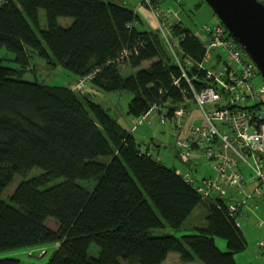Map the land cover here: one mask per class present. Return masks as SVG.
I'll return each instance as SVG.
<instances>
[{
	"label": "trees",
	"instance_id": "16d2710c",
	"mask_svg": "<svg viewBox=\"0 0 264 264\" xmlns=\"http://www.w3.org/2000/svg\"><path fill=\"white\" fill-rule=\"evenodd\" d=\"M61 17L74 20L65 27ZM138 20L134 10L114 1L0 0V50L14 53L19 65H6L0 57V252L64 242L75 257L53 254L48 264H163L171 252L183 262L238 264L234 256L247 242L237 225L240 214H231L224 199H203L176 167L154 156L151 142L137 140L135 126H124L88 89L22 79L38 55L68 70L73 80L93 76L102 93H133L128 114L135 119L154 106L172 116L190 106V82L163 35L138 29ZM172 35L186 56L204 58L203 43L181 21L173 22ZM147 61L152 62L139 68ZM128 63L137 70L125 76L121 68ZM187 71L198 77L197 89L206 85L202 70ZM34 167L41 174L21 181L8 201L1 198L16 174ZM55 180L60 181L48 186ZM80 180L96 184L87 187ZM199 206L207 211L206 227L181 238L153 235L164 225L162 218L183 228ZM48 217L57 228L46 224ZM215 237L226 240L227 251ZM92 243L100 247L97 257H89Z\"/></svg>",
	"mask_w": 264,
	"mask_h": 264
},
{
	"label": "built area",
	"instance_id": "2783aa9c",
	"mask_svg": "<svg viewBox=\"0 0 264 264\" xmlns=\"http://www.w3.org/2000/svg\"><path fill=\"white\" fill-rule=\"evenodd\" d=\"M142 1L150 9L183 77L190 82L194 97L190 105L196 106L200 116L186 125V118L192 113L189 107H179L172 116H167L154 106L137 119V126L149 120L151 111H158L161 119L169 121L174 129L175 145L182 160L191 165L193 159L200 158L209 164L214 176L196 179L189 171L178 169L177 172L203 199H224L230 210L241 215L243 202L230 198L243 192L247 184L253 183L255 195L264 200L261 156L264 154V82H261V73L221 23L206 24L195 33L206 49L201 61L186 56L179 38L172 35L170 19L176 13L163 7L162 0ZM191 67L204 72L206 85L200 89L193 83L198 77H190L187 71ZM92 78L91 75L79 78L74 89L90 86L98 89ZM236 221L238 226L242 225L238 218ZM258 251L264 255V238L258 243Z\"/></svg>",
	"mask_w": 264,
	"mask_h": 264
},
{
	"label": "rangeland",
	"instance_id": "374dc122",
	"mask_svg": "<svg viewBox=\"0 0 264 264\" xmlns=\"http://www.w3.org/2000/svg\"><path fill=\"white\" fill-rule=\"evenodd\" d=\"M107 1H116L117 0H107ZM134 4L139 3V0H132ZM189 0H184L183 3L179 4L178 1H174L170 6L163 5L165 8H170L171 10H181L182 16L184 17L183 24L190 30L196 31L203 27L204 25H216L218 23L223 24L219 17L214 13L213 9L206 2H202L199 5H192L188 3ZM202 1V0H200ZM264 2V0H260ZM186 2V3H185ZM142 5H144L147 9V12H139L141 20L144 25L135 23L136 27L141 30H157V26L153 24V17L150 9L141 1ZM130 8L136 9L135 5H130L126 3H121ZM150 12V13H149ZM151 15V16H150ZM40 16V26L41 28H45L47 25V18L45 10L41 9L39 12ZM73 18L71 17H61L59 22L61 25L67 27L72 24ZM170 20H174L173 16ZM224 25V24H223ZM225 26V25H224ZM34 30L38 33V30L35 26L32 25ZM226 27V26H225ZM227 28V27H226ZM229 31V30H228ZM230 33V32H229ZM232 36V34L230 33ZM233 37V36H232ZM233 40L235 38L233 37ZM237 42V41H236ZM238 43V42H237ZM239 44V43H238ZM240 45V44H239ZM241 46V45H240ZM242 47V46H241ZM243 48V47H242ZM244 49V48H243ZM245 50V49H244ZM246 52V51H245ZM247 53V52H246ZM248 55V53H247ZM249 56V55H248ZM0 57L4 59V64L19 67L18 63L15 61L16 56L14 53L7 50V48L3 47L0 50ZM250 57V56H249ZM251 58V57H250ZM252 60V58H251ZM50 62L49 58H41L38 55H35L31 61V65L24 73L22 79L29 81H37L42 84L48 85H69L71 83V87L73 90L76 81L70 82L72 76L70 72L62 67H54ZM152 61L145 62L141 67H146L150 65ZM254 62V61H253ZM255 63V62H254ZM256 64V63H255ZM257 66V65H256ZM258 68V67H257ZM122 73L125 76L132 75L136 72L137 69L132 68L129 63L127 65L122 66ZM259 70V69H258ZM260 72V71H259ZM261 82H264V78L261 75ZM93 88L90 86L86 89ZM79 91V90H76ZM93 99L102 104V106L108 109L112 116L118 118V120L126 127L134 128L137 126V119L130 116L128 114V105L129 102L133 98V93L127 91H116L109 94L99 92L97 94L93 93ZM195 105H190L189 110L193 111ZM193 119V116H187L186 121L190 124ZM133 134L137 138L138 141L143 144H147L146 142H151V149L153 151L154 156L165 165L170 167H176L181 170H188L186 167V163L179 156V153L176 152L175 140L176 138L173 136L174 129L169 121H164L161 119L160 113L156 110L151 111L149 120L144 124L137 126L133 129ZM264 160V154L261 155ZM101 160H106V158L101 157ZM194 160V164L192 165L193 171L196 176L199 177L200 174L204 172V167L202 164ZM199 167V173L195 170L196 167ZM42 169L39 167H34L27 174H16L14 179L10 182V184L5 188L4 193L1 195V198L5 201L9 200V196L15 191L21 181L25 179H29L41 174ZM196 177V179H197ZM60 180L52 181L48 184V186H52L58 183ZM82 185L87 187H92L96 184L95 180L89 181H79ZM243 197V196H241ZM259 209L257 211L251 212L248 209V205L244 207H240V211L243 213L249 212V214L239 216V221L241 222V226H239L243 232L245 240L247 242V247L244 251L235 254V260L238 264H264V255L258 251V243L260 239L264 238V200L259 199ZM250 205V204H249ZM243 209V210H242ZM230 210V209H229ZM255 210V209H254ZM230 212L235 213L230 210ZM231 213V214H232ZM164 225L162 227L153 229L152 233L155 236H163V235H174L178 238H181L184 234H193L196 233V229L200 227H206L207 225V211L202 206H199L195 209L193 214L187 219L183 228L175 229L171 225H169L162 218ZM46 224L52 228H57L58 223L53 217H48L46 220ZM215 241L217 246L222 251H227V242L225 239L221 237H215ZM100 252V247L96 243H92L89 248V257H97ZM172 256L168 258V260L164 261L163 264H176L177 259L176 256L179 257V264H196V261L199 264L202 262L199 259H195L191 262H183L176 252H171ZM53 254H60L68 257H75L74 253L69 249L66 244H61V242L56 244H47L43 247H35V248H25V249H17V250H9L5 252H0V259L2 258H15L20 260V264H48L50 258ZM123 264H138L137 262H133L130 260L122 259Z\"/></svg>",
	"mask_w": 264,
	"mask_h": 264
},
{
	"label": "water",
	"instance_id": "95a60500",
	"mask_svg": "<svg viewBox=\"0 0 264 264\" xmlns=\"http://www.w3.org/2000/svg\"><path fill=\"white\" fill-rule=\"evenodd\" d=\"M256 63L264 78V2L204 0Z\"/></svg>",
	"mask_w": 264,
	"mask_h": 264
},
{
	"label": "crops",
	"instance_id": "0c3cea01",
	"mask_svg": "<svg viewBox=\"0 0 264 264\" xmlns=\"http://www.w3.org/2000/svg\"><path fill=\"white\" fill-rule=\"evenodd\" d=\"M141 1L142 0H139V3H137V4H134V2L132 1V0H117V2L118 3H126V4H130L131 6L132 5H135L136 6V9H132V10H134L135 11V13H137L138 15H139V12H147V9H145L146 7L144 6V5H142V3H141ZM176 2V1H178L179 2V4H181V3H183V1L184 0H162V6L163 5H166V6H170L173 2ZM114 2H116V1H114ZM186 3V2H185ZM188 3H191L192 5H199V4H202V1H200V0H189L188 1ZM172 6V5H171ZM170 9V8H169ZM172 11H174L175 13H176V15H174L173 16V21L172 20H170L172 23L173 22H178V21H181L182 22V24H183V22H184V17L182 16V12H181V10H172ZM150 13V12H149ZM151 16V15H150ZM153 17V16H152ZM138 22V24H140V25H144V23H143V21L141 20V18H140V16H139V20L137 21ZM153 24H154V26H156V23H155V20H154V18H153ZM136 23V22H135ZM184 25V24H183ZM136 26V25H135ZM141 30V29H140ZM144 30H146V29H144ZM193 32H197V30L196 31H193ZM74 78H71L70 79V82H73L74 80H73ZM91 93V94H93V93H95V94H97V93H99L100 91L97 89V88H90V89H88L87 90V93ZM93 96H94V94H93ZM111 113V112H110ZM112 115V114H111ZM188 116H193V118H199V111L196 109V107L194 108V110L192 111V113L190 114V115H188ZM113 117H115V116H113ZM193 120V119H192ZM189 123L187 122L186 123V125H188ZM137 127V126H136ZM198 157V156H197ZM195 160H197V161H199L201 164H202V166L205 168L204 169V172L202 173V174H200L199 175V177H197L196 176V174H195V172L193 171V162H194V159H193V162H192V164H191V167H190V169H186V170H184V171H189L193 176H195V177H197V179H202V178H204V177H207V176H210V177H212V176H214V171L212 170V168L209 166V164L207 163V162H205L204 160H201L200 158H196ZM196 161V162H197ZM199 167L197 166L196 168H195V170L196 171H198V173H199ZM178 170V169H177ZM181 170V169H180ZM248 174H249V171L247 172ZM247 174V175H248ZM255 192H256V186L253 184V183H249V184H247L246 185V187H245V190L243 191V192H241V193H237V194H233V195H231V198L230 199H232V201L234 200H237V201H241V202H243V206L242 207H244V206H246V205H248V209H250L251 210V212H254V211H257L260 207H259V202H260V200L257 198V196L255 195ZM241 196H243V197H241ZM250 204V205H249ZM255 209V210H254ZM243 210V209H242ZM247 214H249V212H246V213H243V211H242V216H245V215H247ZM240 216V215H239ZM238 219H239V217H238ZM263 239V238H262ZM261 240V239H260ZM61 244H64V242H61ZM172 253H169V255L167 256V259L166 260H168V258H170L172 255H171ZM173 256H176L175 258L178 260L177 261V263L176 264H179V257H178V255H173ZM180 256V255H179ZM165 260V261H166ZM196 264H198V262L196 261Z\"/></svg>",
	"mask_w": 264,
	"mask_h": 264
}]
</instances>
